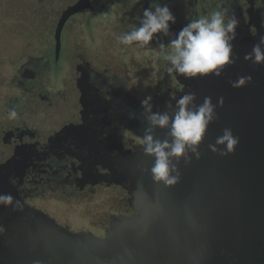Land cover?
I'll list each match as a JSON object with an SVG mask.
<instances>
[{
	"label": "water",
	"instance_id": "1",
	"mask_svg": "<svg viewBox=\"0 0 264 264\" xmlns=\"http://www.w3.org/2000/svg\"><path fill=\"white\" fill-rule=\"evenodd\" d=\"M256 26L252 33L245 21H239L233 41L238 59L221 77L179 76L183 91L174 99L163 95L153 105L154 111H165L170 99L175 103L188 91L196 93L197 103L206 96L214 103L224 99L223 107L217 108L219 119L210 125L201 145V158L193 156L191 164L180 162L182 176L176 185L153 181L154 158L146 156L142 146L131 157L103 156L94 148L91 120L102 119L106 110L85 102L83 124L56 134L52 147L75 136L85 151L79 156L83 168L89 172L103 164L110 172L103 180L127 185L132 194L135 215L115 217L105 237L74 232L23 199L18 185L31 165L29 152L17 150L0 163V195L14 198L11 206L0 205L4 229L0 264H264V66L244 60L264 36V27ZM241 75H251L252 82L233 88L230 82ZM126 101L115 100L113 109L143 138L147 124L140 101L134 97ZM225 127L240 143L235 154L220 156L208 145ZM154 135L164 139L166 131L156 129Z\"/></svg>",
	"mask_w": 264,
	"mask_h": 264
},
{
	"label": "flooded vegetation",
	"instance_id": "2",
	"mask_svg": "<svg viewBox=\"0 0 264 264\" xmlns=\"http://www.w3.org/2000/svg\"><path fill=\"white\" fill-rule=\"evenodd\" d=\"M157 4H167L175 15L173 33L218 6L245 21L252 33L256 23L264 27V0H0V163L17 150L29 152L31 165L18 185L21 196L74 232L105 237L115 217L135 215L132 194L127 185L103 180L110 173L103 164L91 174L83 168L79 156L85 151L75 136L52 147L56 134L83 124L86 102L106 110L102 119L91 120L94 148L103 156L131 157L142 138L119 120L115 100L141 101L146 94L154 105L184 89L159 56L158 44L170 37L154 38L145 48H126L116 39ZM17 44L22 49L12 50ZM11 109L17 111L14 120L8 118ZM57 115L62 117L54 124ZM97 196L111 205L100 224H93L96 231L61 221L67 210L59 205H80Z\"/></svg>",
	"mask_w": 264,
	"mask_h": 264
},
{
	"label": "clouds",
	"instance_id": "3",
	"mask_svg": "<svg viewBox=\"0 0 264 264\" xmlns=\"http://www.w3.org/2000/svg\"><path fill=\"white\" fill-rule=\"evenodd\" d=\"M176 17L167 4H157L154 8H145L139 25L117 36V42L126 48H145L156 38L170 37L167 44L159 43V56L169 65L168 72H175L185 79L222 76L226 67L234 65L238 57L234 53L233 41L237 38L239 21L229 15L226 7L218 6L205 15L189 20L178 32L173 33L171 26ZM159 34V35H158ZM244 60L254 65L264 66V36L244 55ZM252 82L251 75H241L231 81L233 88H242ZM174 99V98H173ZM194 91L185 92L175 103L172 100L165 105V111L153 110V97L146 96L140 101L147 126L143 138L139 141L144 154L154 158L151 177L154 182L167 187L181 180L180 162L191 164L193 156L201 158L203 144L210 125L219 119L218 107H223L224 99L216 103L211 97H204L197 103ZM17 111L8 112L9 119H16ZM130 118L135 119V114ZM156 129L165 130L164 139H158ZM240 139L229 127L215 138L208 148L220 156L235 154ZM11 195H0V205L11 206ZM22 208L20 201H15ZM4 229L0 227V232Z\"/></svg>",
	"mask_w": 264,
	"mask_h": 264
},
{
	"label": "rangeland",
	"instance_id": "4",
	"mask_svg": "<svg viewBox=\"0 0 264 264\" xmlns=\"http://www.w3.org/2000/svg\"><path fill=\"white\" fill-rule=\"evenodd\" d=\"M23 46L20 44H17L12 47V50H16L17 48L22 49ZM148 59L150 58V55H147ZM151 60V59H149ZM153 65V62L152 64ZM150 68V66H149ZM148 95H140V97L143 99ZM62 116H56V118L53 119V123H57L61 120ZM53 205V204H51ZM111 203H106L104 197L97 196L93 198V200L86 201L80 205H59L61 208V211L67 210L65 212V216H62L60 219L64 223L69 224L73 228H81V229H92L96 231L97 229L93 227V224L99 225L100 224V218H102L103 211L109 207ZM48 208L52 209V207L48 206Z\"/></svg>",
	"mask_w": 264,
	"mask_h": 264
}]
</instances>
